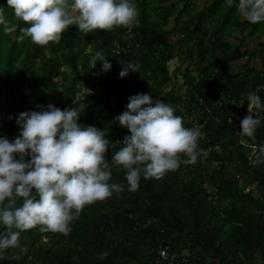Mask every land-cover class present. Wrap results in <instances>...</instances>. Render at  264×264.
Listing matches in <instances>:
<instances>
[{
    "label": "trees",
    "instance_id": "obj_1",
    "mask_svg": "<svg viewBox=\"0 0 264 264\" xmlns=\"http://www.w3.org/2000/svg\"><path fill=\"white\" fill-rule=\"evenodd\" d=\"M196 1L135 0L130 33L124 25L84 33L72 24L59 42L41 45L21 32L27 22L0 0L16 26L5 32L0 24V136L20 134L21 111L78 104L83 125L107 132L111 180L124 185L86 204L67 234L41 225L21 230L0 264L264 263V107L252 106L261 120L253 136L228 121L230 112L243 118L249 113V93L264 81V60L256 67V51L243 49L249 44L244 38L264 35V21L250 22L227 0H205L200 7ZM98 50L112 61L111 69L104 71L103 61L91 68ZM122 62H138L139 70L121 77ZM179 74L183 83L176 87ZM139 92L171 103L185 126L200 132L203 152L194 163H183L188 157L180 153L179 168L160 178L141 175L132 191L127 169L112 155L130 134L116 117ZM260 96L264 101V91Z\"/></svg>",
    "mask_w": 264,
    "mask_h": 264
},
{
    "label": "clouds",
    "instance_id": "obj_2",
    "mask_svg": "<svg viewBox=\"0 0 264 264\" xmlns=\"http://www.w3.org/2000/svg\"><path fill=\"white\" fill-rule=\"evenodd\" d=\"M16 17L27 22L21 32L41 45L59 42L72 24L84 33L129 26L138 15L135 0H7ZM235 4L250 22L264 21V0H227ZM0 24L12 32L0 9ZM24 40V35L18 36ZM98 50L91 57V68L103 61L102 69L112 68V61ZM120 76L139 70L138 62H122ZM249 113L240 121L242 135L253 136L261 120L252 106L264 107L257 92L249 93ZM40 110L21 111L17 122L22 127L14 139L0 136V256L3 250L18 244L21 230L36 225L65 234L70 222L86 204L104 200L123 191L122 183L113 182L112 168L106 158L111 143L105 129L83 125L84 107L62 108L54 103L38 106ZM116 119L130 129L122 146L112 155V162L126 171L129 190L139 187L144 178H160L183 163H194L203 152L200 132L184 124L175 107L150 92L129 97L126 110ZM30 157V159L28 158ZM22 202L17 203V198ZM13 226L17 230H11Z\"/></svg>",
    "mask_w": 264,
    "mask_h": 264
},
{
    "label": "rangeland",
    "instance_id": "obj_3",
    "mask_svg": "<svg viewBox=\"0 0 264 264\" xmlns=\"http://www.w3.org/2000/svg\"><path fill=\"white\" fill-rule=\"evenodd\" d=\"M205 2V0H197L196 1V5H198V7H200V6H202V4ZM171 26H172V23H171ZM247 33V32H246ZM245 33V34H246ZM244 34H240V36H243ZM245 39V41L246 42H249V48H259V46H260V43L261 42H264V37H263V39H261V40H248V39H246V38H244ZM239 42V40H237V39H233V43H235V44H237ZM244 60H246L245 58H243L242 59V61H244ZM178 64H179V60H178V58H176V59H174V60H172V61H170V63H169V67H170V70L172 71L174 68H176L177 66H178ZM186 64V63H185ZM254 64L256 65V66H258V67H262V63H261V58L260 57H258V58H255L254 59ZM236 66V65H235ZM185 67V65L184 66H182L181 68L183 69ZM173 83H175V86L176 87H179V86H181V84L183 83V76H182V74H179L178 75V77H177V79L175 80V81H173ZM181 91L183 92L184 91V88H181ZM247 115V114H246ZM264 264V263H263Z\"/></svg>",
    "mask_w": 264,
    "mask_h": 264
},
{
    "label": "built area",
    "instance_id": "obj_4",
    "mask_svg": "<svg viewBox=\"0 0 264 264\" xmlns=\"http://www.w3.org/2000/svg\"><path fill=\"white\" fill-rule=\"evenodd\" d=\"M134 25H135V23H134V21H133L132 24L128 26V33L131 32V30L133 29ZM263 91H264V81L260 82V83L257 85L256 89H255V92H257L259 95H260L261 92H263ZM242 119H243V117H241V115H240V113H239L238 111L230 112L229 115H228V121H229V122H233V120H235L234 122L236 123V125H237L238 127L241 126L240 121H241ZM161 255H162V257H166V256H167L166 251L163 250V251L161 252Z\"/></svg>",
    "mask_w": 264,
    "mask_h": 264
},
{
    "label": "crops",
    "instance_id": "obj_5",
    "mask_svg": "<svg viewBox=\"0 0 264 264\" xmlns=\"http://www.w3.org/2000/svg\"><path fill=\"white\" fill-rule=\"evenodd\" d=\"M263 37H264V35L263 36H261L260 38H257V39H255V40H261V39H263ZM254 40V39H253ZM235 44V43H234ZM248 46H244L243 47V49H249L250 51H252V50H255L256 51V54H255V56L251 59V64H253V65H255L254 64V59L255 58H258V57H260L261 58V63L263 62V60H264V42H261L260 43V46H259V48H249V44H247ZM246 59V58H245ZM245 61V60H244ZM243 61V62H244ZM262 65H263V63H262ZM256 66V65H255ZM256 67H258V66H256ZM263 67V66H262ZM258 68H261V67H258Z\"/></svg>",
    "mask_w": 264,
    "mask_h": 264
}]
</instances>
